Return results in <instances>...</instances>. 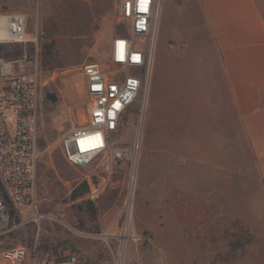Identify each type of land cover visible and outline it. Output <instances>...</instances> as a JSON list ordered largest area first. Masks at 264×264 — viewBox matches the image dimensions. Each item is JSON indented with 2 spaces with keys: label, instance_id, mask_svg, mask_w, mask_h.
<instances>
[{
  "label": "rangeland",
  "instance_id": "obj_1",
  "mask_svg": "<svg viewBox=\"0 0 264 264\" xmlns=\"http://www.w3.org/2000/svg\"><path fill=\"white\" fill-rule=\"evenodd\" d=\"M72 1L38 0L37 6L57 8ZM79 1L87 6L110 4L112 36L128 33L123 4L128 0ZM37 18L28 24L26 17V30L33 28L36 41L25 48L0 43V58L23 59L13 64L14 72L39 71L42 89L37 195L40 210L50 217L41 222L38 247L31 248L24 264H34V255L44 258L63 252L76 253L82 264H264V179L254 152L238 130L232 129L230 136L203 135L199 122L192 119L199 107L178 103L174 75L169 103L159 98L155 79L160 28L128 211L132 165L125 150L134 149L139 137L141 95L123 116L105 152L85 166L70 164L62 139L87 120L81 66L89 62L110 66L99 33L101 20L92 19L84 27L52 18L43 27ZM26 36L30 37L27 31ZM170 65L174 70L175 65ZM45 86L57 97L55 102L43 101ZM162 109L166 123L160 118ZM84 182L87 192L72 199L75 188L81 190ZM94 187L98 196L91 198ZM85 200L94 201V212L80 208ZM36 233L30 225L6 237L3 244L33 246Z\"/></svg>",
  "mask_w": 264,
  "mask_h": 264
},
{
  "label": "built area",
  "instance_id": "obj_2",
  "mask_svg": "<svg viewBox=\"0 0 264 264\" xmlns=\"http://www.w3.org/2000/svg\"><path fill=\"white\" fill-rule=\"evenodd\" d=\"M162 0H128V33L113 37L105 68L99 62L84 63L81 72L86 87L84 110L87 120L62 139L67 161L85 166L108 149L113 133L127 111L141 95L139 137L134 149L125 150L131 160L130 188L126 199L128 211L134 195L141 146L145 108L154 66ZM10 38L0 43L36 41L26 36V16L16 11H0ZM25 59L28 53L25 51ZM23 59L0 58V79H8L10 88L0 93V264H24L31 248L38 247L40 224L49 214L40 210L37 195L39 152L37 135L41 106L39 71L17 74L13 64ZM117 157L121 152L116 153ZM91 190V198L98 196ZM33 225L37 232L32 245L20 243L7 247L3 240ZM34 264H82L76 253H59L38 258Z\"/></svg>",
  "mask_w": 264,
  "mask_h": 264
},
{
  "label": "crops",
  "instance_id": "obj_3",
  "mask_svg": "<svg viewBox=\"0 0 264 264\" xmlns=\"http://www.w3.org/2000/svg\"><path fill=\"white\" fill-rule=\"evenodd\" d=\"M37 1L0 0V10L22 13L28 24L39 17L43 27L52 18L73 20L84 27L99 18V33L109 56L114 37L110 4L87 6L73 0L52 8L37 6ZM160 17V66L155 79L159 98L169 103L174 75L178 103L199 107L192 119L199 122L203 135L230 136L232 129L238 130L254 152L264 179V0H162ZM26 31L33 38V28ZM26 45L15 44L17 48ZM9 86L8 79L0 80V93ZM163 111L160 118L166 123L167 106L164 117Z\"/></svg>",
  "mask_w": 264,
  "mask_h": 264
},
{
  "label": "trees",
  "instance_id": "obj_4",
  "mask_svg": "<svg viewBox=\"0 0 264 264\" xmlns=\"http://www.w3.org/2000/svg\"><path fill=\"white\" fill-rule=\"evenodd\" d=\"M4 11V10H0ZM17 44V43H16ZM43 101L45 102H55L57 100V97L50 92V86H45L43 87ZM88 183L84 182L83 188L81 190H78L79 188H75L73 194H72V199H77L81 196H83L87 190H88ZM85 205V206H84ZM81 209H86L88 208L91 212H94L95 210V203L92 200H85L80 204Z\"/></svg>",
  "mask_w": 264,
  "mask_h": 264
},
{
  "label": "bare ground",
  "instance_id": "obj_5",
  "mask_svg": "<svg viewBox=\"0 0 264 264\" xmlns=\"http://www.w3.org/2000/svg\"><path fill=\"white\" fill-rule=\"evenodd\" d=\"M10 38V34L5 27L4 20L0 19V39Z\"/></svg>",
  "mask_w": 264,
  "mask_h": 264
}]
</instances>
